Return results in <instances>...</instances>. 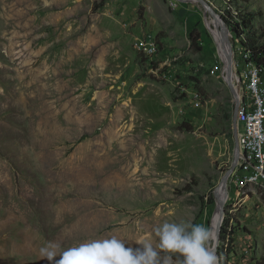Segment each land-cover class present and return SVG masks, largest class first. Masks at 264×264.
<instances>
[{
    "label": "rangeland",
    "instance_id": "rangeland-1",
    "mask_svg": "<svg viewBox=\"0 0 264 264\" xmlns=\"http://www.w3.org/2000/svg\"><path fill=\"white\" fill-rule=\"evenodd\" d=\"M206 1L242 94L224 18L252 14L264 39V0ZM209 20L198 0H0V264H47L50 241L155 245L164 222L211 226L235 99ZM136 39L158 45L153 65ZM227 190L218 264L264 263V187Z\"/></svg>",
    "mask_w": 264,
    "mask_h": 264
},
{
    "label": "clouds",
    "instance_id": "clouds-1",
    "mask_svg": "<svg viewBox=\"0 0 264 264\" xmlns=\"http://www.w3.org/2000/svg\"><path fill=\"white\" fill-rule=\"evenodd\" d=\"M153 234L155 245L144 238L137 246H128L112 237L61 250L60 244L50 241L38 253L47 264H218L217 232L211 226L164 222Z\"/></svg>",
    "mask_w": 264,
    "mask_h": 264
},
{
    "label": "built area",
    "instance_id": "built-area-1",
    "mask_svg": "<svg viewBox=\"0 0 264 264\" xmlns=\"http://www.w3.org/2000/svg\"><path fill=\"white\" fill-rule=\"evenodd\" d=\"M135 45L153 65L159 53L156 42L136 39ZM242 67L240 74L245 85L243 93H239L237 111L239 157L235 171L230 175L235 188L240 191L247 186L264 187V78L247 53L242 54Z\"/></svg>",
    "mask_w": 264,
    "mask_h": 264
},
{
    "label": "water",
    "instance_id": "water-1",
    "mask_svg": "<svg viewBox=\"0 0 264 264\" xmlns=\"http://www.w3.org/2000/svg\"><path fill=\"white\" fill-rule=\"evenodd\" d=\"M198 2L202 3V5L205 8L206 13L210 16V18L213 21H215L220 27H224L225 30L228 31L222 19L214 12V8L211 4H209L206 0H198ZM234 71H235V68H234L233 50H232L231 43H229V49L227 52V62L225 65V80H226V83L228 85V88L231 94L233 95L235 99V104H234V109H233V114H232V130H233V138H234V159H233V162L230 168L222 177L220 187L218 188L219 194L222 195V205H221V213L219 215V218L216 224L218 245L215 251H217L219 242H220V233H221V227H222V222H223L222 216L225 211L224 204L226 203V200L228 198L227 182H228V179L230 178V175L235 171V168L238 162V157H239L238 125H237V111H238V105H239V97H238L239 87L235 85V82L233 79L235 77ZM221 185L225 188H221Z\"/></svg>",
    "mask_w": 264,
    "mask_h": 264
},
{
    "label": "trees",
    "instance_id": "trees-1",
    "mask_svg": "<svg viewBox=\"0 0 264 264\" xmlns=\"http://www.w3.org/2000/svg\"><path fill=\"white\" fill-rule=\"evenodd\" d=\"M103 2L99 3L97 9L103 5ZM227 13L229 14V19L224 18V21L230 30L232 38L235 41L239 40L242 51L249 55L250 62L261 70L264 78V39L255 31L253 15L245 14L239 16V18H234L229 11Z\"/></svg>",
    "mask_w": 264,
    "mask_h": 264
},
{
    "label": "bare ground",
    "instance_id": "bare-ground-1",
    "mask_svg": "<svg viewBox=\"0 0 264 264\" xmlns=\"http://www.w3.org/2000/svg\"><path fill=\"white\" fill-rule=\"evenodd\" d=\"M210 26H211V31L217 41V47L219 49V53H220V57L221 59L226 63L227 62V52H228V47H229V41H228V34L227 32L224 30V27H220L215 21H213L212 19L208 21ZM212 25L214 26V28H212ZM224 35L226 36V39L224 37ZM234 79V78H233ZM235 82V80H234ZM238 97L240 99V94L238 92ZM97 178V177H95ZM117 186L119 187V190L123 191L126 188H128L127 183L124 182H119L117 184ZM116 186V187H117ZM221 188H225L221 185ZM219 191V190H218ZM221 205H222V195L219 194L218 192V198H217V207L216 209L213 211L212 213V217H211V227H213V229L216 231V224L219 218V215L221 213ZM222 219H224V213L222 216ZM216 252V251H215ZM217 255V254H216Z\"/></svg>",
    "mask_w": 264,
    "mask_h": 264
}]
</instances>
